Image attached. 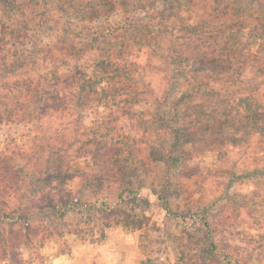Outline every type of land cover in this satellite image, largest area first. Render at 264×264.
<instances>
[{"label": "trees", "instance_id": "obj_1", "mask_svg": "<svg viewBox=\"0 0 264 264\" xmlns=\"http://www.w3.org/2000/svg\"><path fill=\"white\" fill-rule=\"evenodd\" d=\"M195 1L0 0V126L21 129L23 143L19 135L8 140L17 147L8 155L26 162L3 164L2 180L15 199L20 181L25 185L26 241L39 230L35 212L63 222L43 224L51 237L156 229L142 193L148 189L169 218L192 220L174 233V264L218 256L225 264L253 263L227 239V225L219 226L212 210L218 198L197 193L192 162L217 151L220 175L231 172L221 181L224 194L238 180L264 176V149L257 148L264 147V92L256 90L264 85V49L250 53L264 43V9L253 28L241 30L244 0H208L211 13L229 21L184 16ZM150 10L157 20L140 19ZM226 211L218 215L230 225L257 209L243 202ZM70 212L84 217L66 222ZM247 238L264 260V223Z\"/></svg>", "mask_w": 264, "mask_h": 264}, {"label": "rangeland", "instance_id": "obj_2", "mask_svg": "<svg viewBox=\"0 0 264 264\" xmlns=\"http://www.w3.org/2000/svg\"><path fill=\"white\" fill-rule=\"evenodd\" d=\"M240 12V20L236 23L238 28L243 24V18L247 17L245 26L241 27L247 30L254 27L257 18L262 16L264 9V0L257 2L256 0H244ZM236 7H239L236 4ZM191 11L184 12V16L191 15L196 19L205 18L210 21L231 20V16H216L211 13L208 8V0H196L192 6ZM194 9V10H193ZM147 13V15H146ZM156 10L141 13L140 19L157 20L154 14ZM139 15V16H140ZM237 15V14H235ZM238 18V17H237ZM238 40V39H237ZM240 43L244 38L239 39ZM264 49V43L258 42L254 45L250 53L256 54ZM64 53V51H63ZM162 75L157 74L154 78L157 85L160 84ZM256 90L261 93L264 92V85L260 84ZM125 119L124 115H121ZM21 130V129H20ZM20 130L13 127L4 125L0 126V264H174L177 260V247L175 244V235H178L182 230L188 228L187 224L192 223L191 219L186 222L183 218L178 217L171 219L167 216L166 211L159 205V202L154 194L148 189L142 191L143 195L149 198V203L146 207L148 215H150L151 223H155L156 229L145 227L141 230H131L123 226H115L106 228V234L102 238L98 234L94 235H79L77 233L65 232L63 236L51 237L44 234L42 231L43 224L47 228L54 227L63 228V222L59 218H55L54 214L46 216L35 212L31 218L32 226L38 228L31 231L30 241H26L23 235L26 233V225L29 221H25L22 216H25L27 209L24 205V197L26 195L24 190V183L20 181L18 186V198H12L9 194V184L7 181L2 180L5 172L1 169L3 164L13 166L16 162L19 167L25 166V160L18 158L15 160L13 156L8 155L11 147H16L15 144L8 145L7 141H12L13 137L19 135V142L23 143ZM261 138V137H260ZM260 138L254 137L252 140L257 143ZM264 138V136L262 137ZM28 140V139H27ZM261 142V141H260ZM264 142V141H262ZM17 148V147H16ZM259 151H263L262 146H258ZM204 150V149H202ZM237 158V156H235ZM221 158L217 151L204 150L201 154L194 157V162L197 163L198 173L193 176L196 181L194 186L197 193L200 195L208 194L206 199H217L215 207H212L215 216L222 219L220 227L227 225L226 235L237 247L242 250V255H251L253 263L251 264H264V260H257L260 248L256 241L253 243L248 241L247 236L257 237L258 228L264 222V176L261 178H246L234 182L228 187V193L224 194V183L229 180L231 172H225L220 175V170H223ZM220 168V170H219ZM159 169V167L157 168ZM235 169V168H234ZM14 170L19 174L20 180H23L22 171L14 167ZM80 183L76 180L72 186L77 190ZM256 192V193H254ZM249 202L253 208L257 209L256 216H238L231 224L223 219L218 213H226L231 211L233 207L240 203ZM15 210V207L19 208ZM183 205L182 202L179 204ZM242 211V207H239ZM246 211V210H245ZM255 212V211H254ZM14 215V216H13ZM244 215V214H243ZM84 217L77 212H70L66 222H72L75 218ZM258 220V222H257ZM76 221V220H75ZM186 224V225H185ZM69 226L65 227V230ZM48 229H46L47 231ZM19 233L16 239L15 234ZM36 233V234H35ZM18 234V233H17ZM179 236V235H178ZM255 240V239H254ZM16 242H20V248H23L18 253L17 258L12 255ZM19 259V260H18ZM223 257L218 256L214 259H207L208 264H225L222 262ZM212 261V262H211ZM259 261V262H258ZM230 264V262H229Z\"/></svg>", "mask_w": 264, "mask_h": 264}]
</instances>
